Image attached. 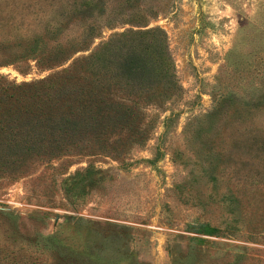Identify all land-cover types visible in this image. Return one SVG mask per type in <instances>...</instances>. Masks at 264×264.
I'll list each match as a JSON object with an SVG mask.
<instances>
[{
  "label": "rangeland",
  "instance_id": "1",
  "mask_svg": "<svg viewBox=\"0 0 264 264\" xmlns=\"http://www.w3.org/2000/svg\"><path fill=\"white\" fill-rule=\"evenodd\" d=\"M74 1L0 0V75L66 68L50 49L96 20L95 46L163 30L179 91L142 107L143 139L120 130L0 173V264H264V0H94L36 43Z\"/></svg>",
  "mask_w": 264,
  "mask_h": 264
},
{
  "label": "trees",
  "instance_id": "2",
  "mask_svg": "<svg viewBox=\"0 0 264 264\" xmlns=\"http://www.w3.org/2000/svg\"><path fill=\"white\" fill-rule=\"evenodd\" d=\"M96 7L94 0L71 4L67 14L52 19L54 32L34 36L35 42L54 39L65 23ZM101 30L95 20L77 38L56 41L49 62L63 66L73 60L43 80L16 84L0 75V173L120 130L143 139L142 107L179 91L163 30H126L95 46ZM78 51L89 53L73 58Z\"/></svg>",
  "mask_w": 264,
  "mask_h": 264
}]
</instances>
